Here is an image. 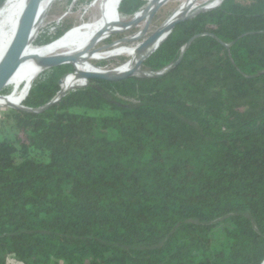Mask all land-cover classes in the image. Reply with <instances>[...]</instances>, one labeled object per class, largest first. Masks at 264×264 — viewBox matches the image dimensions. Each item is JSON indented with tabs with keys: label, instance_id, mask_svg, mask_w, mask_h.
Returning <instances> with one entry per match:
<instances>
[{
	"label": "trees",
	"instance_id": "obj_1",
	"mask_svg": "<svg viewBox=\"0 0 264 264\" xmlns=\"http://www.w3.org/2000/svg\"><path fill=\"white\" fill-rule=\"evenodd\" d=\"M147 3L122 0L120 21ZM60 22L32 47L73 27ZM182 54L160 77L91 79L42 112L0 111V264L264 263V0L177 24L143 69ZM71 71L43 70L23 104L50 102Z\"/></svg>",
	"mask_w": 264,
	"mask_h": 264
},
{
	"label": "water",
	"instance_id": "obj_2",
	"mask_svg": "<svg viewBox=\"0 0 264 264\" xmlns=\"http://www.w3.org/2000/svg\"><path fill=\"white\" fill-rule=\"evenodd\" d=\"M53 1L54 0H51V3ZM167 1L168 0H150L149 3L145 6V8L136 12L132 18L118 21L117 23H114L113 25L110 26H105L102 30H100L95 34V36L90 40V43L87 44V46H85V49L82 50L81 52H77L72 55H64L58 53L47 57L34 56V59L37 60L43 66L44 70L63 64H70L72 66L71 72H76L78 78L85 79V82L81 85L72 86L67 89H63L61 87L60 91L50 102L40 107H36V108L29 107L24 105L23 103L21 105H17L12 102L6 104L5 106L26 112L39 113L51 107L58 101H60L68 90L73 89L75 87L86 86L88 85L91 79L120 81V80L129 79L131 77H160L165 75L181 62L184 54H182L175 63L171 64L170 66L159 72L144 70L143 64L145 60L158 49L161 43L172 33L173 29L176 27L177 24L196 16L201 12H206L217 8L222 3L223 0H220L219 3L213 6L204 3V4H200L197 8L194 9L189 8L185 10L183 14L176 17L172 21L170 22L165 21L163 24L158 26V28H156L151 34L145 37L148 34V30L156 13ZM121 2L122 0H120L116 9L118 14H120ZM41 3L42 0H28L24 14L21 18L18 29L16 31V34L12 42L10 43L9 47L6 49L4 55L0 59V95H3L2 94L3 89L8 86V82L16 73L19 64L28 58L25 54V51L30 41V38L32 37L37 14ZM142 23H144L143 28L140 29L138 32L134 33L133 35L128 37L117 38L108 44H104L96 47V45L104 39L103 38L104 33L107 30H110L109 28H111L112 26L117 27L115 28V30H112V34L117 35L132 30L136 27H139L141 26ZM194 38L195 37L191 38L189 42L186 44L183 53L188 49ZM125 42L128 43L139 42L136 44L137 59L134 66L130 69L118 71L119 68L118 66L112 69L90 71L76 66V62L80 61L81 59H83L85 62H89L90 57L93 56L94 54L109 52L111 51V48H113L114 46ZM92 61H90L92 65L95 68H98L99 66ZM71 72H67L65 74ZM65 74H63L59 79L60 86H61L62 77Z\"/></svg>",
	"mask_w": 264,
	"mask_h": 264
},
{
	"label": "bare ground",
	"instance_id": "obj_3",
	"mask_svg": "<svg viewBox=\"0 0 264 264\" xmlns=\"http://www.w3.org/2000/svg\"><path fill=\"white\" fill-rule=\"evenodd\" d=\"M100 1H104L106 3V8H105V12L102 15V17L99 20H97L96 22H94L92 24H87L84 26L77 27L76 29L71 30L69 33L65 34L64 36H62L58 40H56L50 44H47L45 46H42L40 48H33L31 50L27 46L25 54L28 58L19 64L16 73L14 74V76L11 79H23L26 82L27 81L28 82L26 83L25 87L22 90V93L20 95H18V97H14V94L17 93V91L20 89V84L17 85L16 89L11 94L0 95V102L6 103V104L12 102V103H15L17 105H21L23 103V101L25 100V98L27 97V95L31 89V86L33 84L34 79L37 77V75L39 73H41L44 70L43 66L37 60L34 59V56H42V57L51 56L58 49H59V51L69 50L70 53L64 54V55H72V54H75L77 52H81L82 50L85 49V46H87V44L90 43V40L95 36V34L97 32L102 30L105 26H110V25H113L114 23H117L118 21H120V16L116 11L117 6L119 4V0H93L91 2V4L94 2H95V4H98ZM192 1L193 0H191V2ZM219 1L220 0H208L204 3L209 4L210 6H213V5H216L217 3H219ZM27 2H28V0L15 1L14 2V8L9 13L0 16V29H1L0 36L5 31L3 36L0 38V59L4 55L6 49L9 47L10 43L12 42V40L16 34L19 23H20L21 18L24 14ZM48 3L51 4V0H42L38 14L40 12V9L45 7ZM204 3H202V4H204ZM188 4H189V1L186 2L183 6H181L177 11H175L169 17V19L166 20V22H170L173 19H175L176 17L183 14L182 13V12H184L183 8ZM38 14H37V17H38ZM36 20H37V18H36ZM2 23L7 24L6 30H5V25ZM35 24H36V22H35ZM87 28H90V29L84 30ZM115 28H117V27L112 26L111 28H109L110 30H107L104 33V35H103L104 39L102 41H105L108 38H110L113 35L112 30H115ZM124 53H130L133 55V57L130 58L122 66H119L118 71H123V70L130 69L134 66L136 59H137L136 47H133V48L132 47L131 48H120L119 47V48H117L115 50L113 49L112 51H109V52L96 53L93 56H91L90 58L93 57L96 59H108V58H111L113 56H118V55H121ZM76 66L79 68H83L85 70H90V71L104 70V69H101L99 67L95 68L90 61L85 62L83 59L76 62ZM73 75L75 76V81L63 89H67V88H70L72 86L81 85V84L76 83V79L78 77L76 72ZM79 81L81 83H84L85 79L80 78Z\"/></svg>",
	"mask_w": 264,
	"mask_h": 264
},
{
	"label": "rangeland",
	"instance_id": "obj_4",
	"mask_svg": "<svg viewBox=\"0 0 264 264\" xmlns=\"http://www.w3.org/2000/svg\"><path fill=\"white\" fill-rule=\"evenodd\" d=\"M149 1L150 0H148V3H149ZM188 1H189V4L186 5L183 8L184 12H185V10H187L189 8L194 9L198 5L204 3V2H206L208 0H193L192 2H191V0H168L159 9V11L156 13V15H158V19H157V23L158 24L151 23L150 28L148 30V34L145 37H147L156 28H158V26H160L167 19H169V17L175 11H177L181 6H183ZM91 2L87 3L86 1L72 0V2L70 3V2H68V0H54L51 4L48 3L45 7L41 8L40 12L38 14L37 20H36V24L34 26L32 37L30 38V41H29V44H28V48L32 50L34 48L32 46H39V45L36 44V40L39 37V34H40L41 30L43 31V33L41 35V37H42L43 34H46L48 31L50 32L51 30L57 28V27H52L55 22L61 21L60 24L59 23H57V24L63 25V26L65 24H67V23H72L73 27L70 28V30H68L65 33V34H67L71 30L76 29L77 27L84 26V25H87V24H92V23L96 22L97 20H99L102 17V15L104 14V12H105L106 3L104 1H100L98 4H95V2L91 4ZM64 17H66L68 19L67 23L64 22L65 21V20H63ZM121 17L123 19H130V17H128V16H121ZM2 24L5 25V30H6L7 24L6 23H2ZM143 26H144V23H142L141 26H139V27H136V28H134L132 30L123 32L122 33V34H124L123 37H128V36L133 35L134 33L138 32L140 29H142ZM89 29L90 28H87V29H84V30H89ZM0 32H1V29H0ZM53 32H55V31H53ZM4 33H5V31H4ZM3 34L0 36V38L3 36ZM40 38L37 40V43H39ZM112 38H113L112 41L117 39V37L116 38L112 37ZM112 41H110V42H112ZM52 42H54V41H52ZM110 42H107L106 40L102 41L98 45H96V47L104 45V44H108ZM137 43H139V42H131V43L125 42V43H121V44H118V45L114 46L113 48H111V51L113 49L115 50V49H117L119 47L120 48H131V47L133 48V47H136ZM58 53H60V54H68L70 52H69V50L59 51V49H58L54 54H58ZM126 55H128L129 57L126 56ZM130 55H132V54L124 53V54H121L120 56L118 55V56H113L111 58H108V59H106L108 61V63L105 66H99V68H101V69H112L113 67L117 66L115 63L117 61H119L120 57L126 58V61H127L129 58L133 57V55H132V57H130ZM92 60H94V61H92ZM96 60H103V59H96V58H93V57L89 59V61H92V62H95ZM124 63H122V64H124ZM79 79L80 78L77 77V79H76L77 83L78 84H83V83H81L79 81ZM27 82L25 80H23V79H10V81L8 82V86H7V88L9 89L7 94L12 92L13 86L16 89L17 85L20 84V89L17 91V93L14 94V97H18V95H20L22 93V90L25 87ZM5 105H6V103L0 102V111L7 107ZM110 135H111V137L114 140L117 138V134H115V133H111ZM188 253H189V251H184V252L181 253L180 256L184 259V258L187 257ZM178 264H179V262H178Z\"/></svg>",
	"mask_w": 264,
	"mask_h": 264
}]
</instances>
